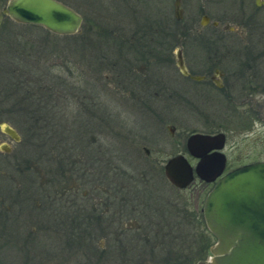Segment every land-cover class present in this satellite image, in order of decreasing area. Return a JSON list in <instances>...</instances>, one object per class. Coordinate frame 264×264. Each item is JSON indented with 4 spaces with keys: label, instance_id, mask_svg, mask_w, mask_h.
I'll list each match as a JSON object with an SVG mask.
<instances>
[{
    "label": "flooded vegetation",
    "instance_id": "af4514ba",
    "mask_svg": "<svg viewBox=\"0 0 264 264\" xmlns=\"http://www.w3.org/2000/svg\"><path fill=\"white\" fill-rule=\"evenodd\" d=\"M55 1L77 13L83 28L58 34L34 26L42 35L85 37L93 51L88 54L97 64L88 67L84 51L66 47L65 58L79 74L87 67L84 76L75 80L67 66V77L56 75L48 85L36 82L32 93L21 81L10 88V80L4 79L0 245L24 246L41 239L48 229L83 264L119 263L134 248L128 246L130 240L147 247L142 251L152 257L155 247L160 251L165 247L163 236L172 234L181 248L188 242L200 255L197 260L205 259L214 237L205 225L202 205L217 178L206 182L193 174L186 186L176 187L165 178L163 165L176 154L195 165L198 158L186 148L193 133H222L224 146L225 132L206 128L213 127L210 117L200 122L202 130H188L184 117L201 120L205 112L201 101L227 102L232 107L227 112H233L236 96L249 97L254 91L264 95L259 86L264 84L259 78L264 76V47L251 45L249 39L239 51L226 45L224 35L237 29L222 16L211 19L200 11L202 29L195 28L193 19L183 20L184 0L178 20L173 16V0H84L76 1L78 7ZM262 1L252 0L249 5V0H240L252 8L251 15L257 8L264 10ZM203 15L207 19L201 23ZM75 55L82 56L81 69ZM106 98L120 107L114 114L126 119L111 121L116 116L106 110ZM163 149L172 154L161 158ZM222 150V174L245 164L226 167ZM140 165L152 167L154 173L136 172ZM159 165L161 173L153 167ZM152 178L171 186L174 195L158 194ZM184 260L180 252L176 264Z\"/></svg>",
    "mask_w": 264,
    "mask_h": 264
},
{
    "label": "rangeland",
    "instance_id": "374dc122",
    "mask_svg": "<svg viewBox=\"0 0 264 264\" xmlns=\"http://www.w3.org/2000/svg\"><path fill=\"white\" fill-rule=\"evenodd\" d=\"M66 1L78 7L76 1L83 2L84 0ZM249 1L248 4L250 5L251 3L252 5V0ZM3 2L4 0L0 3V7L3 5ZM183 6L185 10L183 20L188 21V19H193L194 27L197 29H202L198 24L201 13H207L211 19H214L215 16L228 18V22L231 24L230 26L237 30L236 33H231L232 35H224L227 37L225 44L233 46L236 51H239L247 43V39L255 47H264L263 9H254L255 11L252 13L255 16L253 17L250 14L252 8L242 5L240 0H184ZM225 20L223 19L222 21L226 22ZM81 28L82 26L79 29ZM79 36L78 33L70 37L51 36L49 34L42 35L35 26H27V24L24 25L14 22L8 17H3L0 28V91L4 87V79H9L10 88H13L18 81H21L26 87L32 89L31 93L35 92L34 89L37 88L36 82L48 85L56 75L67 77V66L75 73L73 75L75 80L76 77L84 76L87 67H85L83 75L79 74V71L75 69L74 65H71L70 60H67L64 54L66 47L72 50L75 49L73 51H77L78 53L84 51V58L88 67H94L97 64V60L88 54L93 51L88 49L87 39ZM90 44L98 46L97 43ZM76 45L79 46L73 48ZM75 57L77 56L75 55ZM81 57L79 55L76 61H80ZM80 65L78 62L77 68L79 67L81 69ZM259 78L264 79V76H260ZM259 78L258 80L261 81L262 79ZM259 86L264 90V84ZM12 93L15 92L13 91ZM72 93L79 94L76 90H73ZM236 98L238 100L233 102V112H230L232 107L230 108V105H226L227 102L201 101V108L205 111L203 118L200 117L201 120H198V116L195 117L193 115H186L184 117L186 119L184 125L188 130H198L199 128L202 130L203 128L200 122L206 117H210L214 121L212 123L213 127L207 125L206 128L208 130L211 129L212 132L218 130L225 132L226 137L222 151L227 155L226 167L237 163L264 160V95L262 93L259 95V93L254 91L249 97L236 96ZM241 99L246 101L242 102ZM74 103L76 104V102ZM105 106L107 111H111L116 116L117 121L112 118V122L118 123L119 120L126 119V116H123V114H119L118 117L117 113L114 114L120 107L107 98ZM29 108L34 109L33 106H29ZM228 109H230L229 112H227ZM30 111L32 110H28V112ZM33 140L35 141L36 138L34 137ZM163 150L161 151V158L172 154V151ZM153 167H157L158 173L162 172L161 165ZM152 170V167L140 165L137 167L136 172L144 171L146 175H149L154 173V170L153 173ZM155 178H152L151 181L153 180L154 182L152 181V184L159 189L158 194L164 195L165 197H172L174 195L173 188L166 185L163 180L158 179L159 181H156ZM46 231L48 235L44 234L45 236H41L38 245H33L28 248L24 246L23 252H26L30 258L27 261L28 264H83L82 261H77L75 257L70 255L68 247L62 239L61 241L54 239L50 236V231ZM163 237V242L166 244L165 247L162 248V251H160V247H155V253L152 257H149L146 252L142 251V249L147 247H141L140 242L134 245L132 244L134 242L132 240L134 239H129L130 244L128 246H134V248L125 254L127 261L124 264H176V258L180 252L184 253V264H194L200 257L194 249V246H189L188 242H186L183 249L179 246L177 238L172 239V234ZM126 242L128 243V241ZM97 243L100 244L99 241ZM209 243H212L211 237ZM0 251V258L5 260L7 264L9 261L10 264H22V262L13 256L14 252L17 254L16 251L12 250L10 253L5 248L1 249V246ZM89 263L123 264V262L118 263V261L114 262L110 260H105L100 263L90 261Z\"/></svg>",
    "mask_w": 264,
    "mask_h": 264
},
{
    "label": "water",
    "instance_id": "95a60500",
    "mask_svg": "<svg viewBox=\"0 0 264 264\" xmlns=\"http://www.w3.org/2000/svg\"><path fill=\"white\" fill-rule=\"evenodd\" d=\"M180 4L181 0L172 2L177 20L182 17ZM3 15L58 34L74 33L81 23L77 13L55 0H5L0 7V22ZM201 18V23L207 19L205 15ZM177 64L183 70L178 55ZM223 141L222 133L189 135L186 148L197 162L191 166L176 154L163 165V174L176 187L186 186L193 174L206 182L217 178L202 205L204 222L214 242L209 255L194 264H264V160L241 164L222 174Z\"/></svg>",
    "mask_w": 264,
    "mask_h": 264
},
{
    "label": "trees",
    "instance_id": "16d2710c",
    "mask_svg": "<svg viewBox=\"0 0 264 264\" xmlns=\"http://www.w3.org/2000/svg\"><path fill=\"white\" fill-rule=\"evenodd\" d=\"M24 25H26V24H24ZM27 26H34V25H30V24H27ZM83 28V27H82ZM95 29H98V26H96L95 27ZM48 230V229H47ZM48 235L47 234V231L45 232V231H43V234H42V236H45V235ZM40 243V239L39 240H36L35 242H32V243H26L24 246L26 247V248H28V247H32L33 245H38ZM1 246V249L2 248H5V249H7L8 250V252H12V250L13 251H16V253L17 254H15V252L13 253V256H15L16 257V259H18L20 262H22V264H28V262L27 261H29L30 260V258H29V255H27L26 254V252H23V249H24V246H22V245H19V244H15V243H13L9 248H6L5 246H2V245H0ZM2 251V250H1ZM1 251H0V253H1ZM15 254V255H14ZM12 256V255H11ZM13 258V257H12ZM11 259V258H10ZM9 261V260H8ZM125 261H127V258H122V261L121 262H123V264H124V262ZM27 262V263H26ZM0 264H7L6 262H5V260H2L1 258H0ZM8 264H10V261L8 262ZM21 264V263H20Z\"/></svg>",
    "mask_w": 264,
    "mask_h": 264
}]
</instances>
